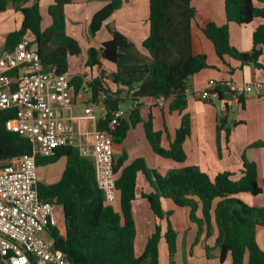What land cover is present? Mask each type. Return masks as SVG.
Returning <instances> with one entry per match:
<instances>
[{
    "label": "trees",
    "instance_id": "16d2710c",
    "mask_svg": "<svg viewBox=\"0 0 264 264\" xmlns=\"http://www.w3.org/2000/svg\"><path fill=\"white\" fill-rule=\"evenodd\" d=\"M173 0H150L149 24L151 33L144 40L143 46L153 55L160 46L166 45V40H158L157 32L165 29L168 9ZM33 2L32 5H28ZM13 6L23 16L20 29L8 34L4 49H13L28 33H32L41 43L42 38L49 31L42 32V15L39 0H0V13ZM122 6L121 0H113L93 17L90 32L95 35L105 21ZM227 23L219 26L214 21L204 18L194 8L186 7L190 18H195L202 25V31L211 40L221 60L229 56L245 64L259 66V58L263 54L264 25L259 26L254 33V48L251 52H240L231 45L230 24L240 26L250 24L255 18H264V8L254 5V0H226L225 4ZM53 25L51 30L56 34L62 32L65 18L57 17L52 13ZM112 38L103 43L99 49L91 48L88 51L87 66H101L102 60L117 63L122 57L120 48L135 51V45L121 32L109 27ZM191 47V57L175 67L169 61L161 64L150 62L138 75L111 76L113 85L127 88L130 93L145 79L154 81V97L169 100L171 111L182 114L180 127L176 130L171 142V148L165 149L162 145V133L154 129L153 117L144 123L147 139L153 151L162 157L173 159L179 163L186 160L184 144L191 135V118L185 113L187 109V83L191 77L208 67L207 55L204 51L201 38L195 27L188 30ZM58 43L64 46L71 55L81 54V47L77 41L67 36L58 38ZM39 53L42 52L39 50ZM53 64L66 67V61L57 57ZM72 91L77 94L84 85L83 77L72 78ZM109 81L102 73L93 79V98L102 92H109ZM122 90L116 95L121 98ZM238 103L245 106L244 97ZM228 108V105H226ZM14 109L0 112V167L14 158L30 155L31 142L18 133L8 131L6 121L14 118ZM112 114L98 122V129H108ZM142 120L138 109H135L129 121L121 119L119 125L112 132L114 142H121L127 136L130 128ZM226 117L222 118V128L230 139L231 129L226 126ZM236 124V123H235ZM264 147V141L251 145ZM67 159L65 170L58 182L47 184L39 182L38 192L41 199L54 201L57 208L58 225L50 230V236L55 242V248L62 251L70 264H159V240L162 235L158 224L156 231L149 237L144 252L137 256L135 253L136 224L133 215V202L137 199L138 176L140 172L150 179L144 159H137L123 167L126 156L116 161V186L118 189L119 210L106 203L102 190L96 182L95 166L91 160L83 158L72 148H60L53 156L37 157L39 168L57 163L61 158ZM243 176L234 179L230 172H223L211 178L196 166H187L170 170L161 175L152 171L155 178L152 193H143L157 219H167L165 238L171 262L177 253V232L170 220L172 210L165 211L162 198L170 199L177 207L190 210V220L200 226L205 221L208 233L214 222L219 228L216 245L220 248V260L224 262L228 255L232 264H264V250L257 242L258 236L264 231V206L249 205L235 195L250 193L254 196L263 193L259 184V173L256 162L243 158ZM202 208V217L198 212ZM199 232V234H200Z\"/></svg>",
    "mask_w": 264,
    "mask_h": 264
},
{
    "label": "crops",
    "instance_id": "0c3cea01",
    "mask_svg": "<svg viewBox=\"0 0 264 264\" xmlns=\"http://www.w3.org/2000/svg\"><path fill=\"white\" fill-rule=\"evenodd\" d=\"M112 1L39 0V5L42 29H48L53 25L54 20L51 12L57 17H64V30L58 33V37L67 36L74 39L82 49L81 54L71 55L64 46L58 44L57 52L47 53L48 59H50L47 62L51 64L53 59L63 58L66 61V67L60 65L65 67L64 69L69 72L72 78L83 77L84 83L87 80L98 78L102 73L109 81L108 87L111 96L105 101H98L84 91L73 94L74 106L68 115L74 125L81 130H95L98 129V122L105 119L108 113L113 114L121 110L124 113L123 118L129 121L132 112L135 109L139 110L142 121L130 128L123 141L114 142L115 160L118 161L121 157L126 156L123 167L137 159H144L151 171L150 179L145 173L140 172L137 199L133 202L132 207L136 224L135 253L139 256L144 252L145 241L149 239L147 236H151L156 226L159 224L164 234L168 225L166 218L157 219L149 202L142 197L143 193L148 194L154 191L152 182L154 183L155 178L152 176V171L165 175L170 170L196 166L211 178L219 173L230 172L234 179H239L244 174L243 158L245 157L256 162L259 184L263 193L257 196L240 193L235 196L241 200L245 199L249 205L264 206V147L251 146L256 142L264 141V97L259 98L253 94L245 95V106H243L233 101L231 91L227 88L220 91L218 98L206 99L198 96L208 88L211 80L230 79L239 85L264 80V46H258L263 50L258 61L259 66L256 64L242 65L240 61L229 56H225L224 60H221L213 42L202 31V25L197 19L187 15L186 7L194 8L204 18L222 26L227 23L226 0H173L168 9L166 27L157 32L158 40L165 39L166 45L160 46L152 55L143 46L144 40L151 33L150 0H121L122 6L104 22L95 35L91 34L89 27L94 15ZM32 4L33 2H30L28 5ZM254 5L263 9L264 0H254ZM22 21V14L16 11L13 6H9L7 11L0 13V41L1 36H5L4 43L0 47H4L8 34L20 29ZM261 25H264V18L261 17L255 18L250 24L244 26L231 23V45L240 52H251L254 48V33ZM109 27L125 35L135 45V51L120 48L119 52L122 57L117 63L102 60L100 67L90 68L87 66L88 51L91 48H101L103 43L112 38ZM191 27H195L196 33L201 38L207 55L208 67L191 77L187 83L185 113L191 118V135L184 144L187 158L184 162L179 163L155 153L144 128V123L152 115L154 129L162 133L163 147L167 150L171 148L175 132L182 121L180 112L170 110V103L175 94L169 100H163V105H160L158 99L153 95V79H145L131 94L127 88L113 85L111 76L114 74L138 75L150 62L161 64L169 61L171 66L175 67L188 61L191 57L188 30ZM27 37L33 41L34 47L43 54L42 42L39 43L32 33H28ZM57 65L59 66V64ZM118 89L122 90V100L116 95ZM89 106L93 110L90 116L85 114V109ZM234 107H238L237 112H234ZM224 117L227 119L226 126L231 129L229 141H227L225 129L222 128V118ZM61 161L63 163L58 168L57 165ZM66 162L67 159L63 157L53 165L39 168V182L47 184L58 182L65 170ZM43 169L46 171L45 174L41 172ZM162 205L165 211H173L170 219L177 232L178 245L174 264H226L228 260L229 264H232L230 255L224 262L220 260V248L216 245L219 228L214 222L211 224V232L208 233L207 224L202 221L200 232V226L190 220L188 208L177 207L172 200L164 198H162ZM113 207L119 210V201ZM198 217H202V208L198 212ZM45 237H49V234H45ZM259 238L264 241V231L259 234ZM165 240L166 238H164ZM165 244L168 251L166 241ZM181 248L186 256L185 261H181L179 258ZM0 264L4 263L0 262Z\"/></svg>",
    "mask_w": 264,
    "mask_h": 264
},
{
    "label": "built area",
    "instance_id": "2783aa9c",
    "mask_svg": "<svg viewBox=\"0 0 264 264\" xmlns=\"http://www.w3.org/2000/svg\"><path fill=\"white\" fill-rule=\"evenodd\" d=\"M71 80L67 70L44 61L27 36L13 49L0 47V112L14 109L16 116L6 121L7 130L32 144L30 155L0 167V262L4 264H70L50 236L51 228L58 225L57 208L54 201L39 197L38 156H53L60 148L76 150L94 163L106 203L114 206L118 202L112 132L124 113L114 112L108 129H78L68 115L74 106ZM224 88L230 89L236 102L249 94L264 97V80L239 85L230 79L211 80L198 96L218 98ZM81 91L93 97V79ZM110 96L102 92L97 100ZM163 100L158 98V103L163 105ZM92 112L90 106L85 109L88 116Z\"/></svg>",
    "mask_w": 264,
    "mask_h": 264
},
{
    "label": "rangeland",
    "instance_id": "374dc122",
    "mask_svg": "<svg viewBox=\"0 0 264 264\" xmlns=\"http://www.w3.org/2000/svg\"><path fill=\"white\" fill-rule=\"evenodd\" d=\"M42 26H43V24L41 23V30H42V32H45L47 30L49 31L48 35L47 36H44L42 38V40H41L42 41V50H43V54H42L43 56H42V58H43L44 61H49L50 59H48L47 53L48 52H53L54 53V52H57L59 50V48L57 47V45L59 44L58 43V38L59 37H58V34H56L53 30L50 29L51 27L48 28V29L43 30L42 29ZM1 37H2V39L0 41V45L3 44L4 43V40H5V36L2 35ZM64 68L65 67L59 65V69L65 70ZM237 109H238V107H234V112H237ZM61 163H63V162L61 161V162L58 163V165H57L58 168L60 167ZM58 168H56V169H58ZM41 172H43L44 174L46 173L45 169L41 170ZM247 200H248V198H247ZM243 201L247 203V201L245 199H243ZM155 231H156V228L153 231V233ZM165 233L164 234L162 233V235L160 237V240H159V264H165V262H166V264H174L175 263V257H174L173 262H171L170 257H168V251L166 249V244H165V241L166 240L164 241ZM147 238H149V237L147 236ZM146 241H145L144 246L147 243ZM257 242H258L260 248L262 250H264V241L259 238V239H257ZM177 247H178V245H177ZM177 250H178V248H177ZM165 254H167V255H165ZM179 258L181 259V261H185L186 260L185 253H184V250L182 248L180 249ZM226 264H229V260H228V262Z\"/></svg>",
    "mask_w": 264,
    "mask_h": 264
},
{
    "label": "water",
    "instance_id": "95a60500",
    "mask_svg": "<svg viewBox=\"0 0 264 264\" xmlns=\"http://www.w3.org/2000/svg\"><path fill=\"white\" fill-rule=\"evenodd\" d=\"M127 95V92H126V94H125V96Z\"/></svg>",
    "mask_w": 264,
    "mask_h": 264
}]
</instances>
